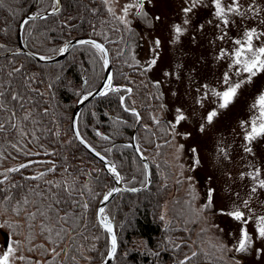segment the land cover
<instances>
[{"label": "trees", "instance_id": "obj_1", "mask_svg": "<svg viewBox=\"0 0 264 264\" xmlns=\"http://www.w3.org/2000/svg\"><path fill=\"white\" fill-rule=\"evenodd\" d=\"M61 2L57 14L46 19L28 20L24 24V46L35 54L52 56L76 37H92L103 42L111 57L113 87L119 91H106L83 105L77 117L78 133L116 167L127 188H143L147 183L145 164L137 150L147 158L151 168L152 180L148 188L136 193L119 192L105 208L114 223L118 241L113 264H180L181 261L186 264H228L225 251L207 239L205 230L197 228L198 213L193 208V200L186 202L175 197L166 203L174 182L167 159L172 147L171 127L158 113L164 108H161L163 99L159 89L153 87L148 72L140 70L142 65L136 67L134 50L138 34L131 26L121 24L116 14H109V6L104 0ZM53 5L54 0H3L0 7V84L6 97L9 93H19L26 98L25 107L38 123L25 122L22 126L29 131L35 129L39 137L33 143H28L31 136L23 140L27 145L25 151L33 153L25 155L12 149L7 139L0 136V152L4 156L0 158V164L9 161L19 165L34 161L29 167L7 173L8 179L0 185V189H4L0 191V207L16 219L7 224L14 226L11 229L15 236H21L16 241H19L18 253L26 258L24 263L34 264L36 255L43 258L41 264H46L52 261V256L37 246L43 244L50 250L55 245L40 235V218L33 222L30 233L25 217L28 211L36 210L35 204L41 202L36 192L62 197L59 207L68 208L74 216L82 214L83 219L77 218L71 228L64 225L69 228V234L57 248L60 255L53 264H102L111 242L97 222L96 207L113 188L114 179L77 141L71 128V115L77 101L102 82L104 63L101 54L87 43L74 46L66 58L54 63H40L17 52L20 20L30 13L53 10ZM137 18L144 20V16ZM10 52L13 53L5 55ZM128 88L131 93L126 91ZM7 107L23 115L15 101L9 102ZM126 108L129 110L125 111ZM133 109L139 113V120L132 114ZM7 115L4 113L0 119H6ZM153 117L160 123H155ZM45 151L50 154L45 155ZM37 152L40 155H35ZM53 168L54 171H47ZM41 172L47 173L42 179H27ZM2 179L4 177L0 176ZM49 181L58 182L61 187H51ZM65 186L75 189L71 198L63 191ZM6 196L10 199H5ZM24 197L30 201L28 205H23ZM18 202L20 207L27 209L19 216L13 211ZM75 202L79 203L70 208L69 205ZM84 202L89 205L86 211L79 207ZM165 203L166 216L162 213ZM30 234L31 243L28 240ZM30 248L33 250L29 251Z\"/></svg>", "mask_w": 264, "mask_h": 264}, {"label": "rangeland", "instance_id": "obj_2", "mask_svg": "<svg viewBox=\"0 0 264 264\" xmlns=\"http://www.w3.org/2000/svg\"><path fill=\"white\" fill-rule=\"evenodd\" d=\"M131 2L133 0H109L108 6L119 17L123 7ZM230 2L231 0H223L225 5ZM252 2L253 0H240L245 15L243 18H229L234 23L225 29L228 36L224 40L218 38L221 29L216 27L218 21L213 15L210 0H203V5L194 8L187 16L182 10L187 6L185 0H145L144 12L147 17H144L143 22L141 18H137L135 9H131L127 17L129 26L138 34L134 53L135 61L140 65L144 67L155 55L151 51L152 42L155 39L161 41L160 47L156 49L157 63L148 72L153 82H161L159 92L162 94L164 108L158 111L160 117L168 122L173 121L177 108L187 117L177 127L171 128L172 147L167 159L171 164L174 182L166 203L175 197L183 198L186 202L193 200V208L198 213L197 228L205 230L207 239L217 247L226 244L232 248L239 227L238 222L230 217L219 215L218 209L230 210L234 206L233 202L250 199V206L255 214L264 215V189L257 188L255 193H251L254 182L247 175L259 169L260 178L264 179V136L257 137L246 145L245 131L241 127V121H249L253 115L258 114L252 105L264 93V71L252 77L251 82L243 83L226 108L218 107L219 100L210 91L224 90L222 81L225 72L231 76L232 83L246 80L247 74L237 76L236 68H229V56L220 59L219 55L221 49L233 51L235 45L231 41L242 38L247 28L264 32V23H261L264 21V0H255L258 15L246 11ZM156 16L160 20H155ZM185 20L188 23L185 24ZM177 24L182 27L183 33L175 39L173 26ZM254 46H264V37L254 41ZM166 72L170 75L165 76ZM203 85H207L208 89ZM206 91L207 97L202 104H198L196 101ZM211 110H216L217 116L209 124L205 116ZM246 146L251 148V152L245 151ZM192 149L196 150L195 153ZM197 159L198 164L194 163ZM4 162L0 164L3 172L17 166L9 161ZM242 173L245 174L244 178H241ZM189 177L192 178L191 181ZM209 187L215 189L213 207L210 210L202 207L206 203L205 193ZM192 188L195 190V199L190 192ZM166 203L162 209L165 216ZM14 220L13 216L0 207V224ZM214 224H218L219 228L213 227ZM249 227L251 229V225ZM12 229L7 226L0 228V246L4 245L6 237L9 243L21 239V236H15ZM253 240L252 248L245 253L225 251L228 264H236V261L239 264H264V240L255 235ZM257 249L261 251L258 253ZM3 251L4 248L0 247V254ZM16 255L21 256L18 252ZM34 256V262H43V258ZM13 264L25 263L14 259Z\"/></svg>", "mask_w": 264, "mask_h": 264}, {"label": "snow or ice", "instance_id": "obj_3", "mask_svg": "<svg viewBox=\"0 0 264 264\" xmlns=\"http://www.w3.org/2000/svg\"><path fill=\"white\" fill-rule=\"evenodd\" d=\"M61 0H54L53 5V11L50 13V15H55L58 12V6L60 4ZM109 0H104V3L107 5ZM150 2V0H149ZM211 7L213 8V15L215 16L218 23L216 24L217 28L221 29L219 39L224 40L225 37L228 36V32L225 31V29L230 27L231 23H234V21H230L231 16H238L243 18L245 15V11H242L243 6L240 4V0H231V2L227 5L223 3V0H210ZM144 4L145 0H133V2L126 4L122 9V14L117 17V19L120 20L121 24H124L125 26L129 25V21L127 19L128 14L131 9L136 10L137 16H144L147 17V14L144 12ZM185 4L187 5L182 10L184 14L187 16L188 13L192 12L194 8L198 6L203 5V0H185ZM3 6V0H0V7ZM206 6V5H205ZM247 13H253L257 14L259 13V9L255 5V0H253L252 4H250L247 8ZM108 12L111 15H115L113 12V9L111 7H108ZM36 17H29V19H35ZM47 18V17H42ZM155 20H160L159 16L155 17ZM211 23V21H209ZM27 23V21H25ZM184 23H188L187 20L184 21ZM261 23H264V21H261ZM173 31L175 33V39H178L182 33L183 29L180 25H174ZM261 37H264V32H258L256 28H247L243 32V36L240 39L232 40L231 42L235 45V48L233 51H229L226 49L220 50L219 58L223 59L225 56H229L231 59V64L229 65V68H236L235 75L239 76L241 73H245L246 80H241L236 83L231 82V76L228 72H225L223 74V84H224V90L223 91H216L215 89H210L212 95L218 98L219 100V108H226L235 98L238 90L241 88L242 84L245 82H251L252 77L256 76L257 73L264 71V46L256 47L254 46V41L260 40ZM81 44L87 43L90 44L92 47L97 49V51L101 54V58L103 59V63L105 66L108 65L109 61L107 59V51L104 49V47L98 43H95L94 41H80ZM153 48L151 51L155 53V55L149 59L146 62V65L142 67L140 70L144 73H147L152 70L153 67H155L158 59V53L156 52V49L160 47L161 41L159 39H155L153 42ZM65 48H61L59 51L62 53L66 50ZM40 59H46V57H40ZM136 67H140L139 63H136ZM15 71H20V69H15ZM11 75V73H9ZM170 75V73H165V76ZM112 78L109 76L108 82L105 84L106 91H119L118 88H114L111 82ZM161 82L159 80H156L153 82V87H156L157 89L160 88ZM205 89H208L207 85H203ZM3 85L0 84V116H2L4 113H8L6 119H0V136L7 139L9 146L14 149L16 152H24L25 155H33L30 151H25L27 148V145L23 143V140L27 139L29 136L32 137L31 140L28 141V143H33L34 141H38L39 137L36 135V130L33 129L29 131L25 125V122H31V123H38V121L35 120L32 112L28 110L25 107V104L28 102L26 98L19 93L12 94L9 93L8 96H5V92L2 90ZM105 92H101V95L106 94ZM128 93H131V89H126ZM40 95H43L40 93ZM208 95V91L204 93V95L198 99L196 102L198 104H202V101L204 98H206ZM162 96V94H161ZM159 98V97H158ZM84 99H87V96L84 97ZM123 97H121V103H123ZM11 101H15L16 104L19 106L20 109L23 110V115L21 116L17 111L9 109L7 107L8 103ZM164 105H161V108H163ZM252 108L257 110L258 114L253 115L249 121H241V127L244 128L245 135L244 140L247 144H250L254 139L260 136H264V93L260 94L255 103L252 105ZM129 109H125V111H128ZM46 114V113H45ZM132 114L136 116L137 120H139V113L135 112V110H132ZM217 116L216 110H211L207 113L205 116V120L210 124L212 123L213 119ZM187 119V117L183 114L182 110L177 108L176 114L174 116L173 121L171 122H165L168 124L171 128L177 127L182 121ZM153 120L155 123L159 124L160 121L153 117ZM201 131H203V127H201ZM79 134L77 133V136ZM12 137H17V139L13 140ZM81 143H84L83 140H81ZM87 146V145H86ZM42 147V146H41ZM182 147V145H181ZM6 151V149H5ZM192 151L195 153V149H192ZM246 152H251L250 147H245ZM45 155H48L50 153L44 152ZM11 155V153H9ZM35 155H40V152L35 153ZM97 155H99L97 153ZM0 158H4L3 152H0ZM103 159V157H101ZM31 163H34V161H30L28 164H21L18 167L15 168H8L3 173H0V176H3L4 179L0 180V185H3L5 181L8 179L7 173L10 172H17L21 168L29 167ZM194 163H199V160H195ZM47 171H54L53 169H48ZM110 171L114 174L117 180H119V173L116 171L115 166H111ZM47 173L41 172L38 176L33 177H27V179H42ZM249 178L254 182L253 186L251 187L250 191L251 193H255L257 191V188L264 189V179H261V172L259 169H255L252 173L247 174ZM245 174H241V178H244ZM190 181L192 180L191 177L188 178ZM51 187L60 188L61 185L58 182H48ZM13 187H18V185H13ZM75 189L71 188V186H65L63 188V191L68 193L69 198H71V193ZM0 191H4V189H0ZM34 191V190H33ZM194 188L190 189V192L193 193V199H195L194 195ZM215 193V189L209 187L207 189V192L205 193L206 203L202 204L203 208L211 209L213 207V196ZM111 191L104 196V200L106 201L109 196H111ZM36 195L41 198V202L34 205L35 211H28L27 216L25 217V220L28 222L29 231L31 233L32 228L34 227L33 222L37 220V218L41 219V223L39 224L40 228V235L51 245H55L54 247H51V249H47L44 247L43 244L38 245L40 249L43 250L45 254L52 256V261H47L46 264H53V262L56 260V257L60 255V252L57 251V248L59 247L60 243H62L63 239L69 234V228L72 227L73 224L76 223V219H83L82 214H79L78 216H74L72 212L69 211L68 208H61L59 205L62 204L63 198L58 195H46L42 192H36ZM239 194H237L238 196ZM5 199H10V197H5ZM49 201L48 203H43V201ZM23 205H28L30 201L27 197H24L23 199ZM76 203L70 204L69 207H75ZM234 206L229 210L225 208H220L217 210V213L222 216H228L232 220L238 222V234L235 238V244L232 246V248H229L226 244H221L220 248L222 251H232L238 253H245L250 248H252L254 244L253 235H255L256 238L260 240H264V215L257 216L255 214L254 209L250 206V199H244L240 202H233ZM79 207L83 210H87L89 205L87 202L80 203ZM13 211L16 215H20L22 211H27L26 208L20 207V202H18L17 206L13 208ZM104 209L100 208L98 210V217H99V223L101 226L111 235V252L110 256L114 255L116 252L117 242H116V236L113 233L112 224L109 222L107 217L104 215ZM61 212L64 214L61 215ZM163 219V217H161ZM64 225H68L69 228L64 227ZM251 225V229L250 226ZM9 227L14 228L13 225L7 224H0V228L2 227ZM76 227H79V225H76ZM86 227V225H85ZM213 227L219 228L218 224H214ZM221 232H223V229H219ZM29 243L32 242V236L31 234L28 237ZM4 248V251L2 254H0V264H13V260H20L25 261L26 258L24 256H17L16 253L19 251V241L13 240L11 243L8 242V238H5L4 245L0 246ZM33 249H29V251H32ZM261 250L257 249V252L259 253ZM195 255V253H193ZM31 264V262H29ZM34 264H41L39 260L35 261ZM180 264H186V261H181ZM236 264H239V261H236Z\"/></svg>", "mask_w": 264, "mask_h": 264}, {"label": "water", "instance_id": "obj_4", "mask_svg": "<svg viewBox=\"0 0 264 264\" xmlns=\"http://www.w3.org/2000/svg\"><path fill=\"white\" fill-rule=\"evenodd\" d=\"M61 4L62 2H60L59 6H58V11L60 10L61 8ZM53 10H49V11H46V12H43V13H30V14H27L25 15L21 20H20V23H19V27H18V44H19V50H17L18 53H21V54H25L33 59H35L36 61L40 62V63H54V62H58V61H61L63 60L64 58H66L68 56V54L71 52L72 48L78 44H80V41H94L95 43H98L100 45H102L104 47V49L107 51L108 55H107V59L109 61L108 65L105 66L104 65V77L102 79V82L101 84L93 91H91L90 93H87L86 95H84L81 99H79L73 109V112H72V115H71V128H72V132H73V135L74 137L77 139V141L91 154L93 155L94 157H96L103 165L104 169L109 172L113 179H114V186L113 188L110 190L111 191V196H109V198L105 201L103 198L105 195H107L109 192H107L99 201L97 207H96V219H97V222L98 224L100 225V227L108 234L109 236V239H110V242H111V235L101 226V224L99 223V217H98V210L100 208H103L105 210L107 204L113 199L115 198V196L118 195L119 192H129V193H136V192H139L141 191L142 189H146L150 186L151 184V168H150V164L147 160V158H145L144 156L141 155V153L137 150V154L139 155L141 161L145 164V168H146V172H147V183L146 185L143 187V188H140V187H137V188H127L124 186L123 182H122V178H121V175L119 173V171L116 169V171L119 173V180L116 179V177L114 176V174L110 171V168L111 166H113V164L108 161L105 157H103L102 155H100L98 152H96L92 147H90L82 138L80 135L77 136V133H78V130H77V117L83 107V105L85 103H87L89 100H92L94 98H97L99 97L101 94V92H105L106 89H105V84L108 82V78L109 76H111L112 80V85H113V68H112V62H111V57H110V53H109V50L107 48V46L95 39V38H92V37H76V38H73V39H70L66 42L65 45H63L62 48H65L66 47V50L64 52H58L57 54L55 55H52V56H42V55H38V54H35L31 51H29L23 44L22 42V28L25 24V21H28V20H32V19H29V17H33L35 16L36 18L35 19H41L42 17H47V16H50V13L52 12ZM13 52H10V53H7L5 55H9V54H12ZM40 57H46V59H40ZM87 96V99H84V97ZM79 134V133H78ZM81 140L84 141V143H81ZM134 145V143H132ZM87 145V146H86ZM97 153L99 155H97ZM101 157H103V159H101ZM21 164H26V163H21ZM19 164V165H21ZM19 165L15 166V167H18ZM13 167V168H15ZM116 168V167H115ZM104 215L107 217V219L109 220V222L112 224V228H113V233L115 234L116 236V232H115V228H114V223L113 221L110 219L109 215H107L104 211ZM116 242H117V247H118V241H117V236H116ZM117 247H116V252H117ZM111 252V246H110V250L109 252L107 253V256L105 257V259L103 260L102 264H113V261H114V258H115V255H116V252L114 255H109Z\"/></svg>", "mask_w": 264, "mask_h": 264}, {"label": "flooded vegetation", "instance_id": "obj_5", "mask_svg": "<svg viewBox=\"0 0 264 264\" xmlns=\"http://www.w3.org/2000/svg\"><path fill=\"white\" fill-rule=\"evenodd\" d=\"M15 167V166H14ZM13 168V167H12Z\"/></svg>", "mask_w": 264, "mask_h": 264}]
</instances>
